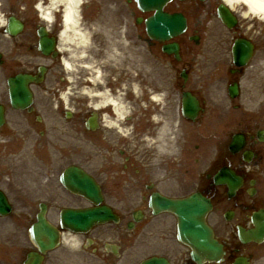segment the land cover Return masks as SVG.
<instances>
[{
  "label": "flooded vegetation",
  "instance_id": "flooded-vegetation-1",
  "mask_svg": "<svg viewBox=\"0 0 264 264\" xmlns=\"http://www.w3.org/2000/svg\"><path fill=\"white\" fill-rule=\"evenodd\" d=\"M2 1L6 17L16 18L19 28L8 35L7 23H0V192L11 206L8 214L0 215V264H23L30 252L37 251L29 228L40 204L45 207L44 218L59 232V244L43 254L41 264H117L135 253L155 254L174 264H194L189 249L174 243L172 216L154 215L148 208L155 190L181 197L192 187L212 203L208 219L224 246L223 264H232L240 256L252 262L262 255L263 242L242 243L238 234L264 222V142L255 137L257 129H264V117L259 123V116L240 118L245 135L241 152L251 153L247 164L241 152L228 153L227 163L223 162L221 133L216 138L183 133L178 152L169 148L175 86L191 91L205 108L217 102L207 100L210 92H225L235 85L241 91L250 76L264 71V34L258 26L238 17L233 27H225L217 19L216 0H173L167 10L181 12L188 27L174 40L180 54L175 60L162 53L163 44L148 40L143 22L136 20L141 13L131 3V29L136 38L146 41L150 56L162 70L143 79L139 68L103 69L97 80L74 74L68 85L71 80L62 67L65 55L59 48L61 22L55 18L47 24L39 19L38 6L47 0ZM237 39L253 46L252 56L240 66L231 54ZM195 66L198 74L191 76ZM41 70V82L30 86L32 105L13 108L8 79L23 74L39 77ZM63 93L68 94L67 101ZM40 94L45 103L36 96ZM158 98L160 102L155 101ZM197 125L198 129L201 123ZM213 149L214 156L205 168H191L190 152L203 157ZM70 165L81 167L98 183L104 203L118 218L116 223L95 226L85 234L66 231L61 236V210L88 206L59 181L62 170ZM222 166L243 178L231 196L211 178Z\"/></svg>",
  "mask_w": 264,
  "mask_h": 264
},
{
  "label": "water",
  "instance_id": "water-1",
  "mask_svg": "<svg viewBox=\"0 0 264 264\" xmlns=\"http://www.w3.org/2000/svg\"><path fill=\"white\" fill-rule=\"evenodd\" d=\"M143 10L154 8L155 16L147 22V31L150 36L156 39H168L178 34L184 27V19L180 15H168L162 12V7L168 0H137ZM171 47L169 48V50ZM68 172L64 178V183L71 190L85 195L87 198L97 203L98 188L91 179L81 175L82 172ZM73 174H76V178ZM218 182H227L229 188L238 179L226 178L225 174L216 177ZM230 182V183H229ZM234 187V185H233ZM161 209L173 211L178 218V237L191 247L192 258L200 262L201 260L219 261L222 255L221 245L213 238L212 230L205 223V215L210 208L208 201L202 198L191 196L183 200L161 199L156 202ZM2 207L4 205L2 204ZM3 211V208H0ZM70 221L77 228H83L91 222L104 221L110 215L105 207H98L89 211L72 212ZM34 237H39V232H33ZM43 247V243H39ZM143 264H164L156 259L145 261Z\"/></svg>",
  "mask_w": 264,
  "mask_h": 264
},
{
  "label": "bare ground",
  "instance_id": "bare-ground-1",
  "mask_svg": "<svg viewBox=\"0 0 264 264\" xmlns=\"http://www.w3.org/2000/svg\"><path fill=\"white\" fill-rule=\"evenodd\" d=\"M229 6H234L241 4L244 8L256 16L264 15L257 8L259 4H264V0H223ZM82 0H47L45 6L40 4L38 7L41 12V16L45 21L50 20L53 17V12L61 6L62 17H61V31H60V45L63 50H66L69 55L68 60L65 64L67 69H75L79 66L85 69L90 68L91 64L94 63L92 56L95 55L93 50L92 42L93 34L90 29H94L96 25V18L94 22L89 27L85 26L81 22L80 8L79 5ZM105 4V3H103ZM111 21V20H110ZM101 22V21H100ZM0 23H4V17L0 15ZM101 24L106 25L107 23L103 21ZM114 54L113 50L107 54L108 58H120L119 52ZM134 60H138L137 56L133 57ZM78 61L74 64V61Z\"/></svg>",
  "mask_w": 264,
  "mask_h": 264
},
{
  "label": "rangeland",
  "instance_id": "rangeland-1",
  "mask_svg": "<svg viewBox=\"0 0 264 264\" xmlns=\"http://www.w3.org/2000/svg\"><path fill=\"white\" fill-rule=\"evenodd\" d=\"M93 3H95V0L93 1ZM85 13H86V15L88 14V12H86V11H85ZM94 15L100 16L99 14H94ZM106 18L107 17H104L105 20H106ZM114 41H116V42H114ZM117 48L120 50V53H122V52H130L131 53V49H130L129 45L127 47H123V45L121 44L120 40H113L112 38L107 39L104 36L101 38V43L99 45L97 43L94 45V49L92 50V52L100 54V53H102V51H104V52L106 51V52L109 53V51L113 50V49H114L113 51L116 52L115 49L118 51ZM101 49H103V50H101ZM248 96H249V94L247 93V98H248ZM177 98H178V94L175 95V99H177ZM177 111H178V109H177V105L175 103V109H174V119H175V121L177 120ZM174 127H175L174 133L176 134V133H179L181 131L180 128H182V125H178L177 124V126L175 125ZM201 131L204 132V133H208V131H204L202 129H201ZM212 132L213 131H211V133ZM224 138L225 137L222 136L223 140H224ZM206 162H207V160L204 159V160L200 161V165H202V164H204ZM195 166L198 167V165H195ZM195 166H191V168H195ZM259 261L264 263V259L259 260Z\"/></svg>",
  "mask_w": 264,
  "mask_h": 264
},
{
  "label": "clouds",
  "instance_id": "clouds-1",
  "mask_svg": "<svg viewBox=\"0 0 264 264\" xmlns=\"http://www.w3.org/2000/svg\"><path fill=\"white\" fill-rule=\"evenodd\" d=\"M257 8L260 10L261 13H264V4H259V5H257L256 8H254V11H255ZM260 18H261V19H264V15H261ZM66 243H68V241H66Z\"/></svg>",
  "mask_w": 264,
  "mask_h": 264
}]
</instances>
